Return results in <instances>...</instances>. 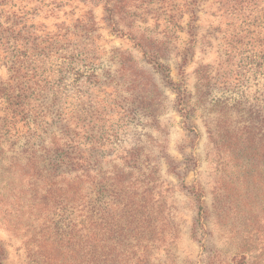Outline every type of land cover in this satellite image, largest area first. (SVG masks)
<instances>
[{
	"label": "rangeland",
	"instance_id": "1",
	"mask_svg": "<svg viewBox=\"0 0 264 264\" xmlns=\"http://www.w3.org/2000/svg\"><path fill=\"white\" fill-rule=\"evenodd\" d=\"M60 120L121 189L117 263L264 264V0H0L3 264L68 261Z\"/></svg>",
	"mask_w": 264,
	"mask_h": 264
},
{
	"label": "trees",
	"instance_id": "2",
	"mask_svg": "<svg viewBox=\"0 0 264 264\" xmlns=\"http://www.w3.org/2000/svg\"><path fill=\"white\" fill-rule=\"evenodd\" d=\"M50 43L39 46L40 54L52 52ZM44 51V52H43ZM62 121V120H60ZM52 158L55 170L56 183L59 195L58 202L65 201L67 207V229L65 244L61 248L67 254L65 264H119L114 255L113 233L114 225H110L108 232V249L105 252L102 238L101 200L110 196V207L113 206V198L121 191L118 184H104L100 177V169L95 155L81 145L79 133L70 130L68 121H62L57 129L52 142ZM124 205V207H126ZM138 204L132 210L133 218L126 221L127 243L123 251L129 260H132L134 249L139 243V234L144 231V218H141ZM112 220V218H111ZM111 224V223H110ZM128 225V228H127ZM131 228V229H130ZM124 237V238H125ZM61 241V240H60ZM59 248V252H62ZM41 254L37 264L55 263L57 256L54 254ZM6 251L0 243V264H3ZM63 264V263H62ZM124 264H130L125 262Z\"/></svg>",
	"mask_w": 264,
	"mask_h": 264
}]
</instances>
